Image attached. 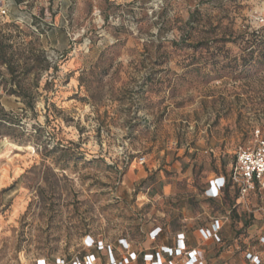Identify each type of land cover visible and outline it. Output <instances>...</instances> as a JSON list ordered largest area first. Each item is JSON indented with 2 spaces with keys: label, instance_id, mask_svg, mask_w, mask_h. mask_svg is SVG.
Returning <instances> with one entry per match:
<instances>
[{
  "label": "rangeland",
  "instance_id": "374dc122",
  "mask_svg": "<svg viewBox=\"0 0 264 264\" xmlns=\"http://www.w3.org/2000/svg\"><path fill=\"white\" fill-rule=\"evenodd\" d=\"M0 44V264H106L87 238L119 259L215 218L206 264H264V188L206 194L264 138V0H11Z\"/></svg>",
  "mask_w": 264,
  "mask_h": 264
},
{
  "label": "built area",
  "instance_id": "2783aa9c",
  "mask_svg": "<svg viewBox=\"0 0 264 264\" xmlns=\"http://www.w3.org/2000/svg\"><path fill=\"white\" fill-rule=\"evenodd\" d=\"M10 4L11 0H0L1 15L6 14ZM71 41H74V39L71 38ZM259 134V130H256L255 135L258 137ZM227 184L230 185L231 189H236L238 196L241 198L253 191L256 186L264 188V138H259L252 146L239 147L237 149L235 161L228 175H218L209 179L206 190L207 197L219 199ZM223 225V218H215L211 221L209 227L200 228L199 233L203 241L222 242L220 231ZM161 232L160 228L152 229L148 234L149 240H157ZM86 241L87 247L94 248L96 252L104 250L106 264H134L138 260H141L144 264H205L201 251L188 247L183 232L176 234L174 246L161 245L141 252H135L131 249V245L126 239H121L118 244L121 250L119 259L116 258L110 246H104L101 242L95 243L91 238H87ZM258 242L264 247V234L259 236ZM246 258L252 264H263L257 254L248 253ZM99 261V257L94 253H90L81 259L73 260L71 264H98ZM37 264L48 263L41 261L37 262ZM54 264L67 263L64 260H60Z\"/></svg>",
  "mask_w": 264,
  "mask_h": 264
},
{
  "label": "trees",
  "instance_id": "16d2710c",
  "mask_svg": "<svg viewBox=\"0 0 264 264\" xmlns=\"http://www.w3.org/2000/svg\"><path fill=\"white\" fill-rule=\"evenodd\" d=\"M13 3H14V1H13ZM15 4V3H14ZM11 5V4H10ZM4 48L1 46V44H0V53L1 54H4ZM4 63V65H5V67L7 68V70H8V72H9V74H10V76L11 77H14V75H15V73H16V66H15V64H12L9 60H7V62H3ZM11 93L12 94H17L18 96H20V92H17V91H11ZM22 97V96H21ZM26 105H28L30 108H32L33 107V105H32V103H29V102H26ZM231 188H230V185L229 184H227L226 185V187L224 188V190H223V192L224 191H226V190H230ZM233 192L234 193H237V190L236 189H233ZM238 194V193H237ZM220 234H221V232H220ZM222 240V239H221ZM259 243V242H258ZM260 244V243H259ZM262 246V245H261ZM261 260H262V262H263V258H260ZM141 264H144L141 260H138Z\"/></svg>",
  "mask_w": 264,
  "mask_h": 264
},
{
  "label": "crops",
  "instance_id": "0c3cea01",
  "mask_svg": "<svg viewBox=\"0 0 264 264\" xmlns=\"http://www.w3.org/2000/svg\"><path fill=\"white\" fill-rule=\"evenodd\" d=\"M168 191H169V190H163V193H167ZM159 237H160V236H159ZM185 237H186V243H187V245H188L189 248H193V249L199 250V249H198L199 247L193 244V239H194V238H198L201 242L203 241V239L201 238V235H200V233H199V230H198V232H197V237H196V236H195V237H193V236L189 237V236H187V235H185ZM163 245H164V244H163ZM165 246H174V243L171 244V245H165ZM205 264H206V262H205Z\"/></svg>",
  "mask_w": 264,
  "mask_h": 264
}]
</instances>
